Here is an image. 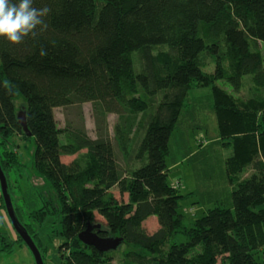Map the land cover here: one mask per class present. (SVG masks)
Returning a JSON list of instances; mask_svg holds the SVG:
<instances>
[{"label":"trees","instance_id":"trees-1","mask_svg":"<svg viewBox=\"0 0 264 264\" xmlns=\"http://www.w3.org/2000/svg\"><path fill=\"white\" fill-rule=\"evenodd\" d=\"M33 6L51 9L46 29L38 27L20 44L0 37V165L10 193L5 169L13 154L6 144L14 135L34 140L32 167L51 196L41 198L29 218L38 225L59 218L58 261L109 263L111 251L98 252L78 239L88 225H100L94 230L100 238L130 246L124 264H264V0H33ZM41 48L47 55L40 56ZM158 48L164 50L152 53ZM201 54L214 58L212 71L197 61ZM245 76L252 85L248 98H233L217 85L237 94ZM193 81L211 88L219 137L232 149L227 177L247 168L252 174L232 191L231 208L208 209L186 228L178 212L183 196L168 183L166 158ZM167 91L148 112L153 98ZM19 97L30 137L17 120ZM75 103L120 117L145 113L124 171L107 134L92 139L83 129L58 127L54 110ZM114 138L129 155L128 129L117 123ZM83 150L84 166L62 161ZM138 162L143 165L134 168ZM14 209L45 264L46 247ZM151 217L158 228L149 234L143 223ZM177 236L185 241L178 243Z\"/></svg>","mask_w":264,"mask_h":264},{"label":"rangeland","instance_id":"rangeland-1","mask_svg":"<svg viewBox=\"0 0 264 264\" xmlns=\"http://www.w3.org/2000/svg\"><path fill=\"white\" fill-rule=\"evenodd\" d=\"M162 50L164 48H158L152 53ZM260 50L264 59V44H260ZM197 61L202 64L205 72L212 71L215 63L214 58L204 54L199 55ZM134 70L138 72L140 66L136 64ZM156 70L158 74L161 73L158 67ZM217 85L236 99L248 98L252 89L250 76L244 77L242 89L237 94L223 82H217ZM167 94L168 91L159 92L153 98V104L148 112H152ZM14 105L16 114L23 111L24 101L21 97L14 101ZM54 116L61 130L83 129L92 139L101 134H107L113 143L117 164L120 170L124 171L127 159L133 154V144L142 134L141 123L144 121L145 113L126 114L120 117L106 114L92 103H75L66 108L55 109ZM117 123L130 132L129 155L124 154L115 141L114 127ZM60 140L64 141L63 135L60 136ZM226 142L218 134L211 88L193 81L170 137L169 155L166 158L169 170L168 183L177 186L180 195L183 196L179 201L178 212L183 215L186 228L192 227L195 220L204 215L208 209L231 208L232 191L238 183L252 174L251 168H247L242 175L232 180L227 177L225 161L232 155V149ZM5 150L13 154L6 158L11 166L5 169L10 182L9 191L13 206L20 211L21 221L31 227L41 244L46 247V251H43L45 264H61L56 256V246L60 242L59 218L48 217L42 225H38L29 218L33 210L41 207V198L51 196L49 186L32 167L34 140H26L21 135H14L9 139ZM1 152L4 156V150ZM73 160H77L84 166L85 150L74 156L62 157V161L66 164ZM142 165L141 162L133 163L134 168ZM113 193L117 198L120 197L116 190ZM123 199L127 201V196ZM2 206L0 199V239L3 241V243L0 242V249L4 245L7 247V250H0V264H35L28 248L17 240L16 233ZM96 221L102 223L97 215ZM143 227L149 234L154 232L158 228L156 218L151 217L146 220ZM175 241L180 243L185 239L183 236H177ZM130 250V246H118L116 250L111 251L110 262L105 264H124V253Z\"/></svg>","mask_w":264,"mask_h":264},{"label":"water","instance_id":"water-1","mask_svg":"<svg viewBox=\"0 0 264 264\" xmlns=\"http://www.w3.org/2000/svg\"><path fill=\"white\" fill-rule=\"evenodd\" d=\"M17 120L22 128V131L26 134L27 137H30L31 134L28 130L25 120V113L23 111L17 114ZM0 195L3 200L5 212L7 214V217L11 223L14 232L20 237L22 242L25 244V246L32 254L35 264H44L41 253L38 247L36 246L34 240L29 235L28 231L17 217V214L15 212L12 203L11 195L8 192L7 178L4 174V171L1 168V165H0ZM94 230H100V225H88L87 228L78 235V239L80 240V242L86 246L93 247L98 252H102V253L116 250L117 247L120 246V244L122 243V240L120 238H100L94 232Z\"/></svg>","mask_w":264,"mask_h":264},{"label":"clouds","instance_id":"clouds-1","mask_svg":"<svg viewBox=\"0 0 264 264\" xmlns=\"http://www.w3.org/2000/svg\"><path fill=\"white\" fill-rule=\"evenodd\" d=\"M47 6L37 8L33 0H0V37L9 43L20 44L25 37L37 35L36 29L47 28L44 17L50 13ZM40 56L47 55L41 48Z\"/></svg>","mask_w":264,"mask_h":264}]
</instances>
